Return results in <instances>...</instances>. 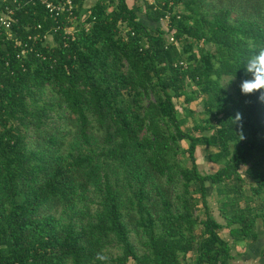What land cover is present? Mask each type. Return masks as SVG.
Returning <instances> with one entry per match:
<instances>
[{
  "label": "trees",
  "instance_id": "16d2710c",
  "mask_svg": "<svg viewBox=\"0 0 264 264\" xmlns=\"http://www.w3.org/2000/svg\"><path fill=\"white\" fill-rule=\"evenodd\" d=\"M89 9L93 28L68 45L28 39L55 24L40 3L15 12L25 55L0 35V264H100L101 251L109 264H190L193 250V264H233L240 242L250 244L240 264L257 252L264 264V203H254L264 193V103L240 89L248 42H264V0ZM199 145L212 148L215 171L199 168ZM208 181L224 221L210 212Z\"/></svg>",
  "mask_w": 264,
  "mask_h": 264
},
{
  "label": "built area",
  "instance_id": "2783aa9c",
  "mask_svg": "<svg viewBox=\"0 0 264 264\" xmlns=\"http://www.w3.org/2000/svg\"><path fill=\"white\" fill-rule=\"evenodd\" d=\"M8 3L0 9V35L6 34L7 38H13L14 46H21L18 56L25 55L27 50H31L28 40L21 39L16 31L13 30V24L17 20L15 12L18 8H22L29 3H40L44 6L46 13L54 19L55 24H52L43 34L30 33L28 39L42 40L43 45L51 48L58 46L56 35H60L64 45H68L70 39L75 37L81 30L90 31L93 28L95 16L90 18L89 7L78 9L77 0H7ZM5 2V1H4ZM166 21V20H165ZM167 22V21H166ZM36 28H41L42 23H35ZM5 39V41H6ZM170 40H175L173 35ZM5 41L1 44L2 47L6 46ZM44 57L46 55H43Z\"/></svg>",
  "mask_w": 264,
  "mask_h": 264
},
{
  "label": "rangeland",
  "instance_id": "374dc122",
  "mask_svg": "<svg viewBox=\"0 0 264 264\" xmlns=\"http://www.w3.org/2000/svg\"><path fill=\"white\" fill-rule=\"evenodd\" d=\"M144 11V10H142ZM141 11V12H142ZM166 20V19H165ZM162 25L166 26V28L168 27L167 22L162 20ZM175 102H176V106L178 109V115L179 118L181 119H185L186 118V122L189 125H191L193 123V118L189 115H186V111L183 108L184 105V101L183 98H175ZM191 106L194 110L197 111V115L198 117H203L205 115L204 111H201L200 109H202L203 107V101L201 99V97L195 99L194 101L191 102ZM187 127V126H185ZM198 133V132H197ZM184 143L185 146H187L186 141H182ZM212 148H206L205 145H199L197 147L196 150V156L198 159V164H199V168L203 171V172H213L215 171L220 164L217 162L212 161L209 156L208 153L210 152ZM189 164H191V161H187ZM247 165H243L242 166V171L244 172V169L246 168ZM264 166V165H263ZM263 166L261 167L263 169ZM246 175V174H245ZM256 184V181L253 179V177H246V181H245V189L246 192L250 193L252 192V187ZM207 186H208V199L210 202V212L213 214V216H216L219 220L224 221L223 215L221 214L220 210H219V199H220V193L219 191L214 187L213 183H211V181L207 182ZM254 203H264V193L261 194H256L255 195V201ZM260 212H264V209H259ZM194 212L196 214V216H200L202 218H204L206 216V213L204 211V207L200 204L199 207L194 208ZM200 229V228H199ZM228 228H223L221 230L222 234H224L225 232H227ZM257 229L258 231L261 233V235L264 237V216L263 218L261 216L258 217L257 220ZM225 236L228 235L224 234ZM250 244H245V242H240L238 246H236V249H234V251L240 252L237 254V257L232 260L233 264H240L243 260H245L248 256L245 255L244 253L247 251V249L249 248ZM242 252V253H241ZM195 254V250L190 251L189 252V262L190 264H193V255ZM255 254V253H253ZM249 262H251L252 264H262L263 260H262V256L259 255V252H257V255L253 256L252 259H249Z\"/></svg>",
  "mask_w": 264,
  "mask_h": 264
},
{
  "label": "clouds",
  "instance_id": "9594fccd",
  "mask_svg": "<svg viewBox=\"0 0 264 264\" xmlns=\"http://www.w3.org/2000/svg\"><path fill=\"white\" fill-rule=\"evenodd\" d=\"M247 47L250 55L247 56L242 67L245 71V78L240 83L241 93L245 96L259 93L257 100L264 103V42L250 41ZM249 102L246 101V103ZM237 119H239V114H237ZM109 259V256L103 251L98 252L95 256V261L100 264H109Z\"/></svg>",
  "mask_w": 264,
  "mask_h": 264
},
{
  "label": "crops",
  "instance_id": "0c3cea01",
  "mask_svg": "<svg viewBox=\"0 0 264 264\" xmlns=\"http://www.w3.org/2000/svg\"><path fill=\"white\" fill-rule=\"evenodd\" d=\"M3 1H6V0H0V3L1 2H3ZM97 0H85L84 1V5L85 6H87V7H90L91 5H93L95 2H96ZM130 1V3L133 5V6H138V4H142V2L144 1V0H129ZM153 0H149V2H152ZM145 8V7H144ZM228 233V235H227V237H230V234H229V228L227 229V232H225L224 234H227ZM236 253V252H235ZM239 252H237L236 253V255L238 254ZM242 253V252H241ZM248 256V255H247ZM254 255L252 254L251 256H250V258L249 259H252V257H253ZM237 257V256H236ZM249 259L247 260V262H249ZM251 263V262H250Z\"/></svg>",
  "mask_w": 264,
  "mask_h": 264
}]
</instances>
